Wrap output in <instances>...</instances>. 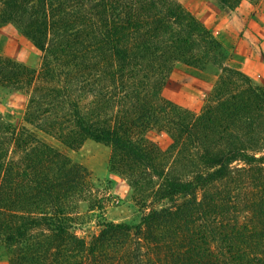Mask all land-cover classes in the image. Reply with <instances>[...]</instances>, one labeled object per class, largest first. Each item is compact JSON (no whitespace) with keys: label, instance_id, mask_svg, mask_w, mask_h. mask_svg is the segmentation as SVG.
Returning a JSON list of instances; mask_svg holds the SVG:
<instances>
[{"label":"trees","instance_id":"obj_1","mask_svg":"<svg viewBox=\"0 0 264 264\" xmlns=\"http://www.w3.org/2000/svg\"><path fill=\"white\" fill-rule=\"evenodd\" d=\"M7 23L42 56L37 71L0 55V86L29 92L25 119L65 146H109L108 168L144 209L86 242L69 207L87 170L0 120L10 264H264V86L225 64L201 21L177 0H0ZM176 63L220 71L198 114L162 96ZM131 233L146 258L125 248Z\"/></svg>","mask_w":264,"mask_h":264},{"label":"rangeland","instance_id":"obj_2","mask_svg":"<svg viewBox=\"0 0 264 264\" xmlns=\"http://www.w3.org/2000/svg\"><path fill=\"white\" fill-rule=\"evenodd\" d=\"M177 1L222 43L227 54L226 65L244 72L254 84L264 86V53L259 45L260 42L264 43V0L242 1L233 10L221 6L217 0ZM260 1L262 4H258ZM234 10L240 14L239 29L236 28L239 23L235 25L226 23L230 11ZM236 38L238 42H243V47L234 46L238 43L235 41ZM0 55L37 71L42 56L41 52L23 36L20 29L11 23L0 24ZM219 72L214 67L201 71L183 63H176L162 89V96L193 114H198ZM28 99L29 92L25 90L0 86V120L10 127L28 130L39 141L87 170L86 184L82 192L72 199L69 207V212L74 218L73 230L77 236L89 242L97 234L103 220L130 225L139 223L144 209L134 195L129 180L108 168L110 147L90 139L84 140L77 149L65 146L25 119ZM246 190H242V194ZM196 196L200 198L198 191ZM167 204L169 202L162 201L156 206ZM149 205L151 203H147V206ZM247 216L246 213H242L240 220H247ZM124 246L132 250L140 246L139 259L147 257L146 245L135 233H131ZM13 251L12 246L0 245V264H10ZM134 251L136 252L135 249ZM144 263L148 264V260H144Z\"/></svg>","mask_w":264,"mask_h":264},{"label":"crops","instance_id":"obj_3","mask_svg":"<svg viewBox=\"0 0 264 264\" xmlns=\"http://www.w3.org/2000/svg\"><path fill=\"white\" fill-rule=\"evenodd\" d=\"M258 4H262V2L260 1ZM237 10H234V11H230V14H229V17H228V20L226 21V23L228 24H232V25H235L236 23H239L238 25H236V28H240V20L238 19V16L240 15L238 12H236ZM239 21V22H238ZM243 21V20H242ZM242 21H241V24H242ZM236 32V31H235ZM237 33V32H236ZM235 41H237V38L235 39ZM238 42V41H237ZM225 44V43H224ZM244 46L243 42H238L237 44H235L234 46ZM260 45V48L262 50V52L264 53V43H259ZM237 46V47H238ZM231 48V47H230Z\"/></svg>","mask_w":264,"mask_h":264}]
</instances>
